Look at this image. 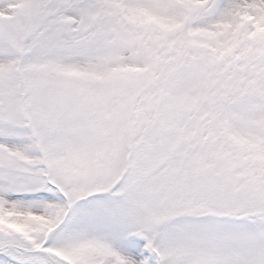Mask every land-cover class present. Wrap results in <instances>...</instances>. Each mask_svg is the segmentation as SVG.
Segmentation results:
<instances>
[{
    "label": "snow or ice",
    "instance_id": "6c2138e0",
    "mask_svg": "<svg viewBox=\"0 0 264 264\" xmlns=\"http://www.w3.org/2000/svg\"><path fill=\"white\" fill-rule=\"evenodd\" d=\"M0 264H264V0H0Z\"/></svg>",
    "mask_w": 264,
    "mask_h": 264
}]
</instances>
